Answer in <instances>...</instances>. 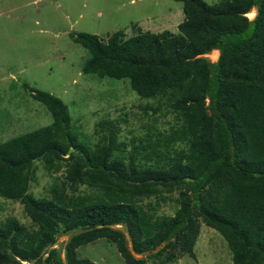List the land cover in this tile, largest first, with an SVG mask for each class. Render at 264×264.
Segmentation results:
<instances>
[{
	"label": "trees",
	"instance_id": "trees-1",
	"mask_svg": "<svg viewBox=\"0 0 264 264\" xmlns=\"http://www.w3.org/2000/svg\"><path fill=\"white\" fill-rule=\"evenodd\" d=\"M176 1L177 33L117 30L105 42L70 33L88 52L84 74L126 78L140 97L166 101L178 123L155 141L127 153L102 120L98 143L84 144L68 106L31 88L52 122L0 143V197L20 201L35 227L0 220V264H98L76 251L100 238L126 264L195 258L200 220L223 237L233 264H264V0ZM38 159L48 171L64 166L49 197L29 191ZM173 192L174 214H158L148 199ZM60 235L69 236L63 256Z\"/></svg>",
	"mask_w": 264,
	"mask_h": 264
},
{
	"label": "rangeland",
	"instance_id": "rangeland-1",
	"mask_svg": "<svg viewBox=\"0 0 264 264\" xmlns=\"http://www.w3.org/2000/svg\"><path fill=\"white\" fill-rule=\"evenodd\" d=\"M255 13L253 9L248 16ZM183 19L182 2L176 0H0V143L52 122L45 105L32 98L31 88L59 97L68 106L78 141L90 146L98 143L97 123L102 120L114 123L127 153L140 141H155L169 132L178 122L166 101L140 97L126 78L84 74L88 52L70 33L96 34L105 42L117 30H123L125 38L139 31L177 33ZM218 55L212 50L205 56L214 62ZM35 167L29 191L35 197H49L51 185L63 180L64 166L48 171L38 159ZM79 190L89 191L86 186ZM148 200L160 215H172L178 208L177 192L164 200ZM8 216L35 227L20 201L0 197V220ZM68 237L57 239L61 256ZM194 251L195 258L183 255L165 262L160 257L146 264H233L223 237L201 220ZM76 253L98 264H126L115 244L104 238L81 245Z\"/></svg>",
	"mask_w": 264,
	"mask_h": 264
},
{
	"label": "water",
	"instance_id": "water-1",
	"mask_svg": "<svg viewBox=\"0 0 264 264\" xmlns=\"http://www.w3.org/2000/svg\"><path fill=\"white\" fill-rule=\"evenodd\" d=\"M70 150H73V148H71ZM128 248L130 249V244H128ZM130 251H131V253H132L134 256H136V257H141V255H136L135 252L132 251L131 249H130Z\"/></svg>",
	"mask_w": 264,
	"mask_h": 264
}]
</instances>
